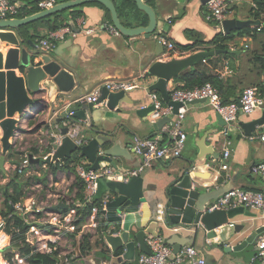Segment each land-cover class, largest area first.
I'll list each match as a JSON object with an SVG mask.
<instances>
[{
	"label": "crops",
	"instance_id": "1",
	"mask_svg": "<svg viewBox=\"0 0 264 264\" xmlns=\"http://www.w3.org/2000/svg\"><path fill=\"white\" fill-rule=\"evenodd\" d=\"M15 1L19 4L20 10L23 7V2ZM62 1L66 0L58 2ZM114 1L121 19L127 26L148 24V18L143 12L140 14L142 18L139 20L131 17L132 3L128 4L126 0ZM194 1L196 0H146L154 7L160 25L170 24L169 32L164 34L170 41L175 42L176 45L180 40L195 43L201 41L192 53L202 49L215 51L214 54L196 62L185 71L194 68L205 76L217 77L214 84L221 85L223 98L229 102L238 99L247 87H257L264 95V68L258 58L260 54H264V29L258 28L264 26V11L256 14L254 10L257 9V6L254 1H248L238 7L236 15L231 18L252 20L255 23L248 26L251 27L250 32L242 34L236 32L235 38L228 41V48L222 49L216 44L210 43L221 31L214 22L205 20V5H198V8L194 9ZM100 4L99 2H88L63 10L62 19L65 20L66 25L70 26L71 32L66 34L64 40L57 41L54 51H62V56L67 60L69 68L75 73L76 78L79 76L81 80L80 88L75 90L74 99L80 95L91 94L108 81L136 82L138 84L136 88L127 90L126 99L128 100L123 104L126 113L110 111L106 108L105 102L97 103L94 105L92 119L90 118L88 122L90 124L94 122L98 128L119 131L118 139L122 146L119 151L125 155L119 158L122 166L118 173L121 174L124 170L138 168L142 164L143 155L134 149L139 140L158 138L162 144L171 143V138L165 131L166 125L154 127V121L151 119L153 110L147 112L144 117L136 113L137 109L153 104L147 90L156 78L150 76L148 69L154 61L161 59L162 56L153 55L155 50L153 37L148 39L143 34L127 36L121 33H111L107 24H113L112 17H108L107 8ZM41 10L40 8L38 11ZM33 13L35 12L26 13L23 16L17 14L14 18H22ZM25 26L21 28L23 37L26 40H31L42 50L41 40L52 30L49 21L38 22L30 27ZM26 45L29 52L35 50L31 44L27 43ZM9 48L10 45L1 43L0 51L6 53ZM189 54H176L172 58H183ZM17 73L20 74L19 71ZM77 83L76 80L75 86ZM184 85V82L175 78L169 80L167 88L171 91L176 86ZM59 92L52 89L37 95L40 100L28 108L37 112L31 115L28 113L23 120V131L19 138H26L24 142L30 145L25 148L26 153H32L41 159L40 162H34L36 166L33 176L23 175L21 176L23 179L28 180L29 177L45 179L49 173L74 170L70 167L71 163L66 166L65 162H59L60 167L54 170L49 164L53 162H47L43 157L48 156L54 150L55 138L51 134L58 133L56 114L63 109L60 105L71 101L70 99L62 100L61 96L57 98ZM156 93L162 98L159 92ZM54 108L55 113L52 112ZM263 112L264 109H259L251 114H240L237 128L225 135L226 125L219 124L218 112L211 108L206 101L191 104L184 122L188 139L181 156L158 160L140 174L149 202L163 199L173 178L180 176L185 171L190 173L195 183L211 190L227 184H231L235 188L264 190V175L254 173L252 170L253 166L264 162V143L249 139L251 134H257L264 130V123L256 126L250 134L242 126L244 122L262 117ZM1 136L2 130H0V144ZM228 141L231 143L228 144ZM228 147L232 149L231 156L227 160L229 168L222 169L224 152ZM14 161L15 152L11 147L4 163L5 171H2L5 173L9 169H14L17 166L13 163ZM3 180L6 183V178ZM100 188H102V195L109 193L103 184ZM3 200L4 198L0 196L1 214L4 207ZM159 206L161 207V203H158ZM246 209L252 215L238 214L230 220L235 224H246V230L241 234V238L250 234L255 228L264 225V210ZM100 236V230L94 237L85 235L89 240L90 247L84 251L80 248V243L83 240L74 241V247L78 252L81 264H129V262L122 261L120 256L110 249L106 251L102 247ZM165 236L173 242L185 243L189 237L193 238L194 233L185 230H166ZM255 245L256 243L241 251L240 257L233 259L229 255L224 256L223 252L217 249H208V253H206L201 238L186 243L184 248L196 247L199 254L205 257L206 264H250L255 254ZM141 253L143 252H138L137 257ZM0 264H7L4 250L0 254Z\"/></svg>",
	"mask_w": 264,
	"mask_h": 264
},
{
	"label": "water",
	"instance_id": "2",
	"mask_svg": "<svg viewBox=\"0 0 264 264\" xmlns=\"http://www.w3.org/2000/svg\"><path fill=\"white\" fill-rule=\"evenodd\" d=\"M132 3L131 17L141 19L142 12L148 18V24L130 27L121 19L114 0H66L56 3L53 7L47 8L22 18L0 20V46L1 43L10 45L6 53L0 51V127L1 154L0 169L5 171L4 163L8 152L12 147L11 138L20 132L21 117L26 110L40 100L37 95L56 89L60 91L58 97L62 100L70 99L68 103H62L63 109L57 112V132L63 135L61 142L53 144L54 150L45 160L53 163H64L71 158L73 153L80 149L82 157L91 163V169H98L102 162L109 163L116 170L121 169L119 158L125 156L119 151L121 148L118 139V130H105L89 122L93 116L94 105L106 103L110 111L124 114L126 109L123 104L127 102V91H111L103 84L100 87V95L95 102L82 100L83 95L74 99L75 90L80 88L81 80L68 66L67 60L63 58L61 50L43 51L31 40H26L21 32L24 25L30 24L41 18L53 15L54 13L86 4L88 2H99L110 12L114 26L121 34L127 36L144 35L146 38H154L155 50L153 55L162 56L164 45L160 41L162 34L168 33L171 26L169 23L160 25L157 14L152 4L146 0H126ZM157 1V0H152ZM208 0H196L193 2L194 9L198 5H205ZM144 20V19H143ZM252 20L240 18H229L223 22V31L226 34L237 32L245 27L253 25ZM164 25V26H163ZM159 32V33H158ZM31 44L35 50L29 52L26 44ZM178 43L187 45L194 42L180 40ZM213 50H198L183 58H163L154 61L148 73L156 78L155 82L148 86V93L159 92L162 99L174 107V114L178 113L182 105L179 101L171 99L170 91L167 88L168 82L181 75L183 71L192 67L196 62L206 59L214 54ZM20 72V74L17 73ZM76 80L78 81L75 86ZM205 99H196L189 104L204 102ZM154 105L137 109L139 116H145L147 112L154 110ZM264 109V105H263ZM60 110V109H59ZM52 112H56L55 108ZM19 115L16 117L15 115ZM92 119V118H91ZM217 119L222 126L226 125L224 118L218 113ZM172 118L166 116L153 122L154 127H163ZM264 123V112L262 117L250 122L242 123L247 133H251L256 126ZM78 130L79 134L86 137L87 143L81 148L75 143L74 138L69 136V131ZM122 149V148H121ZM33 162H40L37 157ZM125 169V168H124ZM123 169V170H124ZM127 170L122 171L126 173ZM101 184L108 189V200L105 209L100 213L102 226L100 228L102 247L117 253L124 262H132L137 258L138 252L151 253L146 242L148 235L163 236L165 241L173 246L171 258H175L186 243L193 242L196 238L203 240V245L208 249H217L223 252L224 256L229 255L231 259L240 257L239 253L249 246L255 244L260 236L264 234V225L255 228L250 234L241 238L246 230V224H235L230 220L238 214L252 215L243 205L229 209H214L209 211L211 205L223 194L234 188L231 184L208 189L195 183L190 173L185 171L176 176L164 193V198L149 202L145 195L143 178L130 176L127 180L110 179L103 177L99 179ZM99 187L97 197L102 196V188ZM104 193V192H103ZM161 203V207H158ZM68 207L59 204L57 207ZM160 212V210H162ZM166 230L193 232V238L189 237L185 243L173 242L165 236ZM172 237V236H170ZM121 252V253H120ZM235 253V254H234ZM208 256V254H206ZM108 263L110 261L108 260Z\"/></svg>",
	"mask_w": 264,
	"mask_h": 264
},
{
	"label": "built area",
	"instance_id": "3",
	"mask_svg": "<svg viewBox=\"0 0 264 264\" xmlns=\"http://www.w3.org/2000/svg\"><path fill=\"white\" fill-rule=\"evenodd\" d=\"M248 1L252 2L253 0H208L205 4L204 18L208 22H214L218 29L224 33L222 27L224 20L236 15L237 8ZM56 3H58L57 0H40L38 5L44 10L53 7ZM19 7L15 0H0V20L14 18L19 12ZM83 21L84 19L82 18ZM107 28L111 33L120 34V31L112 23H108ZM258 28L261 29V27ZM69 32H71V28L68 25L49 31L41 40L42 50L46 52L53 51L57 41L64 40ZM88 32L90 31L88 30ZM163 35L159 37L164 45L162 58L167 60L176 54L181 55L182 52L178 49L176 43ZM105 85L111 91H127L138 86L136 82L117 81H108ZM99 95L100 88L89 95H83L81 99L87 102H95ZM170 95L172 100L182 103L177 114L173 113V105L166 103L155 91L150 93L155 107L151 119L156 121L166 116L172 118L165 127L166 133L171 138V143L162 144L158 138L139 140L134 149L143 155V162L138 168H131L126 173L119 174L118 170L109 163L102 162L100 167L94 170L90 168L91 163L89 160L82 157L80 149H78L76 152H79L81 157L71 162V167L74 170L49 173L45 179L33 178L28 181L23 200L14 204V208L30 224V228L27 231V241L36 248L37 252L43 254L57 253L59 257L58 264H81L78 252L74 247V241L82 240L85 235L90 237L98 235L102 223L100 213L105 209L108 200L107 194L97 197L100 187L99 179L107 177L127 180L130 176H139L147 167L152 166L158 160L166 157L181 156L188 139L184 122L191 101L205 99L208 105L226 121L225 135L237 128L240 114H251L256 110L263 109L264 105V95L257 87L245 88L238 99L227 103L223 102L218 89L210 82L193 88L176 86L170 91ZM36 112V110L27 109L23 117H21L20 132H17L16 136L10 141L14 152H16L17 143L21 144L24 141V138H19L23 131V120L28 113L31 115ZM68 134L74 138L79 148L88 142L86 137L79 134L76 129L69 131ZM51 135L55 138L54 143L61 142L63 135L56 132ZM249 139L264 143V130L257 134H251ZM230 143L228 141V144ZM231 150L228 147L224 152V161L221 164L222 169L229 168L227 160L231 156ZM20 154V163L15 166L14 170L21 176H33L36 164L31 160L30 156L32 153L28 154L26 151H22ZM32 156L33 159L37 158L34 154ZM43 157L46 158L47 156ZM252 170L254 173L264 175V162L253 166ZM79 181L84 187L81 196L78 195L77 183ZM98 199L101 201V207H95L92 213L85 218L80 230L77 231L73 223L77 208L83 207L87 203H94ZM61 203L70 208L67 213L62 212L57 207ZM238 205H243L248 209L264 210V190L234 187L220 196L208 210L211 212L214 209H229ZM162 211L163 209L160 210V212ZM8 225V219L0 213V254L4 250V258L12 238L11 233L8 231ZM13 228L17 231L16 227ZM146 242L150 247L151 253L143 252L129 264H206L205 257L200 255L198 249L194 246L183 248L172 259L173 247L165 241L163 236L150 234L146 237ZM64 243L65 246H61ZM255 246V254L250 264H264V234L260 236ZM13 252L12 261L11 263L7 262V264H29L20 255L19 250L15 249Z\"/></svg>",
	"mask_w": 264,
	"mask_h": 264
},
{
	"label": "trees",
	"instance_id": "4",
	"mask_svg": "<svg viewBox=\"0 0 264 264\" xmlns=\"http://www.w3.org/2000/svg\"><path fill=\"white\" fill-rule=\"evenodd\" d=\"M23 2V7L20 8L18 14L20 16H23L26 13L36 12L38 11L39 5L38 2L40 0H21ZM61 1V0H57ZM255 5L257 6V9H255V13L259 14L260 11H264V0H253ZM132 2V0H131ZM102 5V4H100ZM107 14L108 17L111 18L110 12L108 9ZM63 11L54 13L51 16L41 18L38 21H34L31 24L26 25L25 27H30L35 25L38 22H44L49 21L51 29L57 30L63 26L66 25V22L64 19H62ZM143 14V13H142ZM264 29V26L261 27V29ZM251 27H245L237 33H247L250 32ZM236 32H232L230 34H226L223 32L217 33V35L214 37V39L210 43L216 44L220 48H228V41H232L235 38ZM201 43L196 41V43L183 45L180 43H177L178 49L182 52V54H189L194 51V49ZM203 43V42H202ZM259 60L262 62V67L264 68V54H260L258 56ZM218 79L215 76H205L201 73H199L196 69H190L185 72H183L180 76L177 77L178 81H182L185 83L184 87L186 88H193L195 86L203 85L207 82L212 83L219 91L222 100L224 103H227L229 101L225 100L223 97V92L221 90V85H215L214 80ZM81 157L79 152H74L71 158H68L66 162L64 163L66 166L70 165L72 161L78 160ZM16 163H20L19 161H16ZM51 167L56 170V168L60 167L59 163L56 165L54 163H49ZM71 167V166H70ZM3 171L0 170V174H2ZM33 177H29L27 179H23L20 174L15 172L13 176L10 177V180L6 183L0 186V190L2 189V196L4 198V207L2 208V215L8 219L9 225H8V231L11 233V243L8 248V250L5 252V259L7 262L11 263L12 258L14 256V250L17 249L20 252V255L29 263V264H58L59 257L58 254H43L37 252L36 248L30 244L27 241V231L30 228V224L25 220V217L19 214L15 208L14 204L19 203L23 200V197L26 194L25 185H27L28 181L31 180ZM78 185V195L81 196V192L84 189L83 184L81 181L77 183ZM95 207H101V201L98 199L94 203H87L83 207L77 208L76 217L74 219V225L76 227V230L79 231L81 228V225L83 224L85 218L90 215ZM62 212L67 213L69 208L66 207H58ZM13 227L17 228V231ZM80 243V248L82 251L86 250L90 247L89 240L87 237L82 239Z\"/></svg>",
	"mask_w": 264,
	"mask_h": 264
},
{
	"label": "rangeland",
	"instance_id": "5",
	"mask_svg": "<svg viewBox=\"0 0 264 264\" xmlns=\"http://www.w3.org/2000/svg\"><path fill=\"white\" fill-rule=\"evenodd\" d=\"M26 140V138H24ZM27 146H30L29 144H26V142L22 141V143H17V146L15 147V160L16 161H19L20 160V153L22 151H26V147ZM18 148V149H17ZM1 150H2V147H1V144H0V154H1ZM20 150V151H19ZM15 165L18 164L16 163L15 161L13 162ZM15 174V170L12 168V169H9L7 170L5 173L3 172L2 174H0V186L3 185V184H6L9 180H10V177L13 176ZM6 178V183L4 182L3 179ZM26 186V185H25ZM24 186V187H25ZM0 196L1 198L3 197L2 196V189L0 190ZM61 246H65V243L64 244H61Z\"/></svg>",
	"mask_w": 264,
	"mask_h": 264
}]
</instances>
